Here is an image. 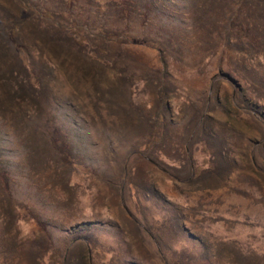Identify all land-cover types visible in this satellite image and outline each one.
Masks as SVG:
<instances>
[{"label": "rangeland", "instance_id": "374dc122", "mask_svg": "<svg viewBox=\"0 0 264 264\" xmlns=\"http://www.w3.org/2000/svg\"><path fill=\"white\" fill-rule=\"evenodd\" d=\"M0 264H264V0H0Z\"/></svg>", "mask_w": 264, "mask_h": 264}, {"label": "trees", "instance_id": "16d2710c", "mask_svg": "<svg viewBox=\"0 0 264 264\" xmlns=\"http://www.w3.org/2000/svg\"><path fill=\"white\" fill-rule=\"evenodd\" d=\"M67 35L75 41L81 39V35L76 30L69 31Z\"/></svg>", "mask_w": 264, "mask_h": 264}]
</instances>
